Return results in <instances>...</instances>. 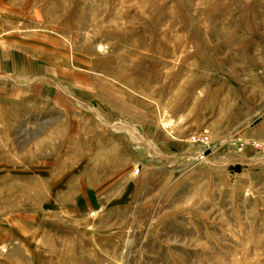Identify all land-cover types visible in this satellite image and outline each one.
Listing matches in <instances>:
<instances>
[{
    "label": "rangeland",
    "instance_id": "obj_1",
    "mask_svg": "<svg viewBox=\"0 0 264 264\" xmlns=\"http://www.w3.org/2000/svg\"><path fill=\"white\" fill-rule=\"evenodd\" d=\"M0 75V264H264V0H0Z\"/></svg>",
    "mask_w": 264,
    "mask_h": 264
},
{
    "label": "crops",
    "instance_id": "obj_2",
    "mask_svg": "<svg viewBox=\"0 0 264 264\" xmlns=\"http://www.w3.org/2000/svg\"><path fill=\"white\" fill-rule=\"evenodd\" d=\"M0 80L3 81V77H1L0 75ZM7 89L8 87L5 85L4 82H2L0 84V130L1 131H5L6 129H8V122H6V120H4L3 117V107L7 106L8 103V93H7Z\"/></svg>",
    "mask_w": 264,
    "mask_h": 264
},
{
    "label": "bare ground",
    "instance_id": "obj_3",
    "mask_svg": "<svg viewBox=\"0 0 264 264\" xmlns=\"http://www.w3.org/2000/svg\"><path fill=\"white\" fill-rule=\"evenodd\" d=\"M42 171V170H41ZM39 172V171H38ZM44 172V171H43ZM49 173V172H48Z\"/></svg>",
    "mask_w": 264,
    "mask_h": 264
}]
</instances>
